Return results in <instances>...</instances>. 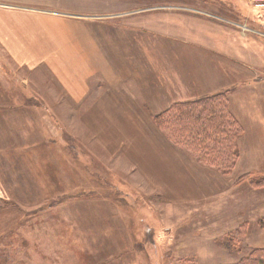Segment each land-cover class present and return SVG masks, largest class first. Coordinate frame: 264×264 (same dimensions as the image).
<instances>
[{"label":"rangeland","instance_id":"rangeland-1","mask_svg":"<svg viewBox=\"0 0 264 264\" xmlns=\"http://www.w3.org/2000/svg\"><path fill=\"white\" fill-rule=\"evenodd\" d=\"M73 44L88 71L90 44L107 54V80L77 104L53 72L8 64L31 53L68 78L84 67ZM217 94L235 125L206 144L181 135L180 114L167 120L172 104ZM11 99L34 107L15 115L23 160L0 159V264L264 258V0H0V106ZM211 151L218 164L197 159Z\"/></svg>","mask_w":264,"mask_h":264},{"label":"crops","instance_id":"crops-1","mask_svg":"<svg viewBox=\"0 0 264 264\" xmlns=\"http://www.w3.org/2000/svg\"><path fill=\"white\" fill-rule=\"evenodd\" d=\"M7 25L9 26V24H7ZM9 27H11V26H9ZM9 31H12L14 34H17L16 36H17V38L19 37L20 40L23 39L22 35H21L22 30L16 31L15 29H13V30H9ZM23 34H25L27 38L29 37L28 30H26ZM23 41H25V40H23ZM132 43H134V42H132ZM139 46H141V44ZM73 48H74L73 51H74L75 55L79 59L78 60L79 64H84V67L79 66L78 68H76L78 73H76V71L74 69L73 70L74 74L68 78L64 77V75L60 74V72H58L56 70V69L60 68V64H62V62H60L59 60H52V59H50V60H52L53 62L50 60L46 61L45 57H43L42 59L41 58L35 59V57L33 58V55L31 53H27L28 51H22L21 52V53L26 52L27 56L21 55V54L20 55L14 54L13 61H12V59L8 60V64H10V66L13 69H16L15 67H17V68L27 69L28 71H34V70H38V69H40V67H42L45 70L46 69L49 70L51 73L53 72L54 75L53 74L52 75L54 78L51 79L52 84L54 86H56V88H58V90L64 89V91L66 92L65 95H67V98L72 100L74 102V104H77V101H84L85 97L89 98L90 96H92L93 91H91L89 89L90 85L91 86L92 85H98L97 83H100L101 80H103V81L107 80V76L105 74V71H106L105 67L104 66L100 67L97 65V61L102 62V59H103V61H105L104 59L107 57V54L106 53L103 54L102 52L101 53L100 52L94 53L93 48H96V47H94L93 45L90 44L91 52H92L93 56L97 59V61L95 62V64H93L94 60L90 58L91 62H92L91 66H96V68L94 71H92V68L90 71H88L87 64L89 62V56L87 55L86 50H85V52H83L84 56L86 58H83L80 51L78 50V48L75 44H73ZM127 59H130V58H124L126 63L128 62ZM54 61H57L58 63L54 62ZM131 63H133L134 67H135V64L138 63V61L132 58ZM102 65H103V63H102ZM108 65H109V62H108ZM111 65H112V62H111ZM129 67H130V69H128L129 75H128V77H125L128 80L132 79V73H133L132 72V65L130 64ZM107 68H108L107 73L110 75L109 66ZM71 69H73V68L71 67ZM137 78H139V77H137V75H135L134 79L136 81H137ZM21 81H23V80H21ZM145 85H147V84L145 83ZM136 86H137V84L135 85V87ZM20 88H21V86H20ZM22 90H24V88ZM144 92H146V91L144 90ZM137 94H139V92H136V91H134V93L129 92V95L132 96L133 99H131V100L128 99V101L133 102L135 104L140 103V101L136 98V96H138ZM148 94H149V91H148ZM107 97H108V101H110V102L114 101V103L118 102V104L120 106H123L122 107L123 110L126 109V110L131 111L129 108V105H125L126 101L124 103H121L124 99L120 95L113 94L112 96L107 95ZM29 100H31V99H29ZM11 101L12 102H10V103H12V104H10L8 106L7 105L0 106V136L3 137V141L0 138V143L4 144V147L2 149H0L1 150L0 151V154H1L0 159L1 158L4 159V157H8L9 154H15L17 156V158L16 159H10V160H12V161L13 160H19V159L23 160L22 158H23L24 153H27V146L24 148L22 146L21 147L19 146L20 144L24 146V143L21 140L22 139L21 135L23 133L20 130V129H22L23 125L18 122V119L16 116L20 115L19 114L20 112H23V111L28 112L30 110L29 107L30 106L34 107V105H32V103H28L25 101H23L24 103L23 102H21V103L13 102L14 101L13 99H11ZM105 101L106 100H104V102ZM126 104H128V103H126ZM130 104H132V103H130ZM126 106H128V108ZM134 110H136V109H134ZM137 110H140V109H137ZM261 112L262 113H261L260 125H261V127H263L264 126V105L262 106ZM7 118H9L10 120H6ZM20 132H21V134H20ZM2 155H4V157H1Z\"/></svg>","mask_w":264,"mask_h":264},{"label":"trees","instance_id":"trees-1","mask_svg":"<svg viewBox=\"0 0 264 264\" xmlns=\"http://www.w3.org/2000/svg\"><path fill=\"white\" fill-rule=\"evenodd\" d=\"M221 98L223 100L222 95L217 94L215 96L203 97L193 101L181 103L177 102L175 104H172L165 111L167 120L172 121L176 118L177 114H180L179 118L177 119L181 121V135L184 131L189 130L193 134V138L196 142H199L202 145L206 144L211 140L213 136L222 133V128L225 124L228 125L230 122L234 123V120H230L229 122L226 121L227 117H231L229 113H227L226 109L219 110L218 107L217 109H215L216 111L214 110L211 101L213 99L220 100ZM154 120H157L156 117L154 118ZM234 125L235 123L229 127L230 130L234 127ZM167 126L168 125L164 126L160 121L159 127L166 129ZM191 147L194 148V146ZM211 153L212 151L207 153L206 155H202V153H200L204 160H211H198L207 164H218L220 161L219 158L215 154L211 155ZM261 253L262 252H259V250L253 251L248 258L243 259L239 264H264L263 256L259 255Z\"/></svg>","mask_w":264,"mask_h":264},{"label":"bare ground","instance_id":"bare-ground-1","mask_svg":"<svg viewBox=\"0 0 264 264\" xmlns=\"http://www.w3.org/2000/svg\"><path fill=\"white\" fill-rule=\"evenodd\" d=\"M115 110V108L113 107V108H110V113H112L113 111ZM149 131V133L151 134V132H150V130H148ZM109 136V135H108ZM152 136V135H151ZM147 138H149V137H147ZM130 140H132V139H130ZM150 141H152V138H150ZM131 152H134L133 150H131ZM167 157V156H166ZM135 158V157H134ZM133 158V159H134ZM197 159H200V160H202V161H207V160H211V159H205L204 160V158H202V156H197ZM167 160H168V158H167ZM166 160V161H167ZM181 161H182V159H181ZM167 162H169V161H167ZM171 191V190H170ZM167 193H169L168 191H166Z\"/></svg>","mask_w":264,"mask_h":264}]
</instances>
